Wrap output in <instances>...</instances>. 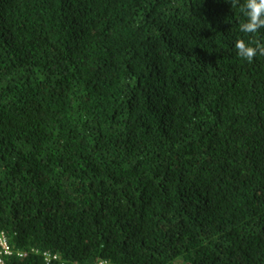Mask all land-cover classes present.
I'll use <instances>...</instances> for the list:
<instances>
[{"label": "trees", "instance_id": "trees-1", "mask_svg": "<svg viewBox=\"0 0 264 264\" xmlns=\"http://www.w3.org/2000/svg\"><path fill=\"white\" fill-rule=\"evenodd\" d=\"M245 19L0 0L3 264H264V56L235 48L264 28Z\"/></svg>", "mask_w": 264, "mask_h": 264}, {"label": "clouds", "instance_id": "clouds-1", "mask_svg": "<svg viewBox=\"0 0 264 264\" xmlns=\"http://www.w3.org/2000/svg\"><path fill=\"white\" fill-rule=\"evenodd\" d=\"M232 7L239 5V10L246 18L239 25V30L245 34H255L260 29L264 28V0H229ZM237 55L251 63L253 58L258 54L264 56V42L252 39L245 41L243 38H238L235 41Z\"/></svg>", "mask_w": 264, "mask_h": 264}, {"label": "built area", "instance_id": "built-area-1", "mask_svg": "<svg viewBox=\"0 0 264 264\" xmlns=\"http://www.w3.org/2000/svg\"><path fill=\"white\" fill-rule=\"evenodd\" d=\"M12 254V249L8 244L7 238L5 237V235L0 232V264L4 263V259L8 256H10ZM44 257L47 261H49L50 259H54L56 258L55 256H52L49 253H44ZM97 264H105L104 262H100Z\"/></svg>", "mask_w": 264, "mask_h": 264}]
</instances>
